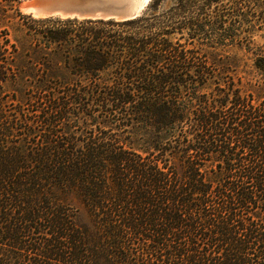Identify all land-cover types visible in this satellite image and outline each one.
I'll return each instance as SVG.
<instances>
[{"label": "trees", "instance_id": "obj_1", "mask_svg": "<svg viewBox=\"0 0 264 264\" xmlns=\"http://www.w3.org/2000/svg\"><path fill=\"white\" fill-rule=\"evenodd\" d=\"M129 22L0 30V264H264V0H171ZM257 52V53H256Z\"/></svg>", "mask_w": 264, "mask_h": 264}, {"label": "water", "instance_id": "obj_2", "mask_svg": "<svg viewBox=\"0 0 264 264\" xmlns=\"http://www.w3.org/2000/svg\"><path fill=\"white\" fill-rule=\"evenodd\" d=\"M152 1L143 0H26L21 8L33 17L34 12L44 15L39 19L102 20L129 22L154 13Z\"/></svg>", "mask_w": 264, "mask_h": 264}, {"label": "rangeland", "instance_id": "obj_3", "mask_svg": "<svg viewBox=\"0 0 264 264\" xmlns=\"http://www.w3.org/2000/svg\"><path fill=\"white\" fill-rule=\"evenodd\" d=\"M25 1L26 0H18L19 11L32 19H39L25 14V11L23 12L21 6ZM155 1L156 0L152 1V6ZM172 4L171 0H162L158 11H165L169 9ZM252 20L253 25H255V28L252 30L253 47L255 51L257 48H260L262 50L260 54L264 56V14L258 13ZM29 26L30 23L24 24L23 20H16L12 24L0 22V30L4 28L8 29L10 39L18 46L22 56L25 51L30 48V38L26 36V30ZM230 56L234 58L229 62L230 66H232L230 74L235 78V81H241L240 86L242 87V91L245 93L249 91L255 92L264 97V73L255 67L254 60L256 55H254L253 52L248 53L244 48L236 47L230 51Z\"/></svg>", "mask_w": 264, "mask_h": 264}, {"label": "bare ground", "instance_id": "obj_4", "mask_svg": "<svg viewBox=\"0 0 264 264\" xmlns=\"http://www.w3.org/2000/svg\"><path fill=\"white\" fill-rule=\"evenodd\" d=\"M144 2H147L149 0H143ZM26 12V11H25ZM34 18H44L45 16L44 15H41L39 14L38 12H34V15H33Z\"/></svg>", "mask_w": 264, "mask_h": 264}]
</instances>
